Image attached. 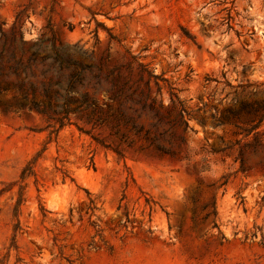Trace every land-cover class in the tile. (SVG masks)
I'll return each instance as SVG.
<instances>
[{
    "label": "rangeland",
    "instance_id": "374dc122",
    "mask_svg": "<svg viewBox=\"0 0 264 264\" xmlns=\"http://www.w3.org/2000/svg\"><path fill=\"white\" fill-rule=\"evenodd\" d=\"M39 40L104 72L136 55L189 126L179 100L134 116L140 132L60 126L2 62L0 264H264V135L247 134L264 114V0H0V51L27 60ZM243 104L258 111L233 116Z\"/></svg>",
    "mask_w": 264,
    "mask_h": 264
},
{
    "label": "trees",
    "instance_id": "16d2710c",
    "mask_svg": "<svg viewBox=\"0 0 264 264\" xmlns=\"http://www.w3.org/2000/svg\"><path fill=\"white\" fill-rule=\"evenodd\" d=\"M1 33L2 36L6 35L3 29ZM30 49L27 60L17 50L2 49L0 68L2 62L12 61L14 73L19 76L16 90L26 101V107L55 119L60 126L71 122L74 115L88 124L112 127L115 132L121 124L131 123L132 128L140 132L141 126L134 116H140L143 112L159 115L160 109L175 107L176 100L180 102L178 122L189 126L185 116L187 107L174 88L171 87L170 91L172 103L165 104L161 83L165 79L136 55L132 54L129 62L115 64L104 72L95 63L83 64L76 60L74 49L68 45L57 46L52 43L49 48L44 40H39L32 42ZM39 63L42 64L40 85L34 80L33 73V67ZM88 73H91L90 78ZM11 83L1 69L0 92L7 90ZM25 84H28L29 90ZM89 84L94 93L86 89ZM101 91L107 94V98L102 101L95 95ZM37 92L43 94V100L36 99ZM261 108H264V104ZM240 111L254 113L258 108L250 109L248 104H243L240 110H232L231 114L237 116ZM263 120L264 114L247 129V134L254 135L255 143L263 141ZM118 153L122 154L121 151Z\"/></svg>",
    "mask_w": 264,
    "mask_h": 264
}]
</instances>
